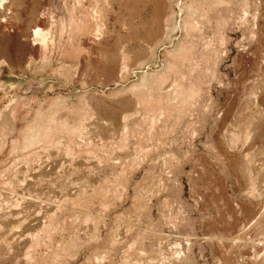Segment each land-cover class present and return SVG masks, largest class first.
<instances>
[{"label":"rangeland","instance_id":"obj_1","mask_svg":"<svg viewBox=\"0 0 264 264\" xmlns=\"http://www.w3.org/2000/svg\"><path fill=\"white\" fill-rule=\"evenodd\" d=\"M218 1L0 4V264H264V0Z\"/></svg>","mask_w":264,"mask_h":264},{"label":"bare ground","instance_id":"obj_2","mask_svg":"<svg viewBox=\"0 0 264 264\" xmlns=\"http://www.w3.org/2000/svg\"><path fill=\"white\" fill-rule=\"evenodd\" d=\"M83 1H85V3H84V5L86 6V9H87V11H88V13H90L91 14V16L93 17V19H94V23H95V25H96V28H98V23H96V19H95V17H96V15H99V14H97V11L95 10V8L93 7V4H91L90 3V1L91 0H75V6L77 7V6H80L81 5V3H83ZM105 1L106 0H104V3H105ZM120 1V0H119ZM131 1V0H130ZM201 2H203V3H208V4H212V5H217V4H219V1L218 0H201ZM229 2L231 3L232 2V0H229ZM246 2V1H245ZM2 3H5V0H0V4L2 5ZM111 3V2H110ZM130 3V2H129ZM124 4V3H123ZM107 5V4H106ZM129 5V4H128ZM132 5V4H131ZM16 6V5H15ZM108 7V6H107ZM128 7V6H127ZM180 11H182V8H180ZM192 12H194V11H192ZM243 14V13H242ZM243 16H244V14H243ZM206 18V17H205ZM245 18V17H244ZM243 18V19H244ZM203 19V18H202ZM194 21V20H193ZM41 22V21H40ZM42 23V22H41ZM198 23V22H197ZM77 24V21H75V20H71V24H70V27L73 25V26H75ZM198 25H199V23H198ZM201 25V24H200ZM178 27H181L180 26V24H174L173 25V27L172 28H169L168 29V35H167V39H169L170 38V35H171V33L172 32H174L175 30H178L179 28ZM185 28H182V29H189V28H187L186 26H184ZM191 29V28H190ZM182 31V30H181ZM190 31V30H189ZM33 34L32 35H34V37H36V38H40L42 41H41V43L42 42H44L45 41V34L44 33H42V30L40 29V28H36V29H34L33 30V32H32ZM215 39V38H214ZM179 42V41H178ZM215 43V42H214ZM45 44V43H44ZM207 44V43H206ZM213 45H215V44H213ZM219 45V44H218ZM41 46H43V45H41ZM211 46V45H210ZM209 46V48H211ZM214 47V46H213ZM207 48V47H206ZM209 50V49H208ZM183 51V50H182ZM215 51H217V50H215ZM149 76V75H148ZM144 78V77H143ZM144 79H146V78H144ZM143 79V80H144ZM145 82V81H144ZM142 83V82H141ZM138 84H140V83H138ZM156 84V83H155ZM157 86V85H156ZM160 86V85H159ZM137 87V86H136ZM140 87V86H139ZM133 88V87H132ZM143 88V87H142ZM132 90V89H131ZM154 91H155V88H154ZM160 91V90H159ZM174 92V91H173ZM164 93H166V92H164ZM175 93V92H174ZM163 94V93H162ZM151 96V95H150ZM166 96V95H165ZM263 213V212H262ZM260 215V214H259Z\"/></svg>","mask_w":264,"mask_h":264}]
</instances>
